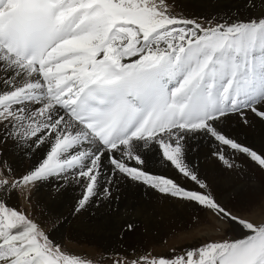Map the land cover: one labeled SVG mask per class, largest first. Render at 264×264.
<instances>
[{"label":"snow or ice","instance_id":"snow-or-ice-1","mask_svg":"<svg viewBox=\"0 0 264 264\" xmlns=\"http://www.w3.org/2000/svg\"><path fill=\"white\" fill-rule=\"evenodd\" d=\"M175 0H0V145L42 159L16 176L0 158V264H93L69 253L5 196L49 179L75 183L79 212L123 180L193 202L216 218L220 239L171 257L114 264H264V221L234 214L187 162L197 135L246 154L264 152L225 134L221 122L264 118V0L258 14L201 21ZM217 146L213 155L236 167ZM161 154L198 190L145 168ZM135 161L136 166H130ZM240 236H228L233 226ZM129 229L132 225L127 226Z\"/></svg>","mask_w":264,"mask_h":264},{"label":"bare ground","instance_id":"bare-ground-1","mask_svg":"<svg viewBox=\"0 0 264 264\" xmlns=\"http://www.w3.org/2000/svg\"><path fill=\"white\" fill-rule=\"evenodd\" d=\"M247 1L175 0L178 5L175 10L178 14L195 19L225 16L247 18L258 14L259 7L252 8L251 0ZM246 117L247 123L238 114L229 115L221 122V127L225 134L237 142L264 152V118L251 111L246 112ZM190 144L193 150L187 153V162L196 168L200 178L209 185L208 190L220 191L215 197L222 204L232 212H237V207L250 210L247 216L251 219L255 218L257 212L261 213V207H264V186L260 177L264 175V170L246 154L219 145V142L212 139L197 135ZM218 145L227 158L234 161L236 167L229 169L213 155ZM43 151L41 148L34 153L25 154L23 149L5 144L0 145V158L6 159L16 176H20L42 159ZM129 164L136 166L135 161H129ZM145 168L154 175L174 179L189 190H198V186L190 178L180 174L161 154L148 153ZM56 185L55 179L37 182L30 189V201L23 189L11 192L4 199L9 206L26 210L30 218L47 231L50 238L63 240L64 244L77 251L92 254L97 246L90 244L105 249L109 247L111 251L128 247L136 248L140 253L153 251L190 238L194 233H201L204 225L201 223L205 217L209 220L207 227L218 226L213 214L205 208L185 199L162 194L141 182L123 180L111 188L108 198L98 200L99 196H105L101 192L79 212L74 209L83 189L70 183L57 191ZM220 186L227 187L230 191L221 193ZM247 187L250 190L248 195L244 193ZM97 200L99 203L96 204ZM256 202L260 204L257 205ZM191 220L194 222L191 223ZM129 222L134 224L132 230L125 229ZM233 227L241 233L238 226ZM120 229L126 231L121 240H117L116 232Z\"/></svg>","mask_w":264,"mask_h":264},{"label":"rangeland","instance_id":"rangeland-1","mask_svg":"<svg viewBox=\"0 0 264 264\" xmlns=\"http://www.w3.org/2000/svg\"><path fill=\"white\" fill-rule=\"evenodd\" d=\"M247 2H250V0H248ZM200 19L201 21H205V20H210V19H205V18H198ZM202 21V22H203ZM262 183H263V186H264V175L260 177ZM239 182H243V181H240L238 180ZM249 185V184H248ZM222 187V188H221ZM219 188H221L222 192L221 193H226L228 191H230L229 188L227 187H223V186H220ZM249 188L247 187L245 190H244V193L246 195L249 194ZM213 195L215 196L216 194H219L220 191L219 190H213L212 191ZM244 194V196H246ZM110 195L108 196H99L98 197V200L100 199H106L108 198ZM220 197L223 196L222 195H219ZM118 199V197H116ZM97 200L96 204L99 203V201ZM256 204H260L259 202H256ZM200 208L203 209L202 206H200ZM20 210H24V209H20ZM237 212H233L234 214H236L237 216L241 217V218H245V219H249L251 221H255V222H261V221H264V207H261V213L257 212L256 213V216L255 218L251 219L249 218L247 215L248 213L247 212H250V210L248 209H239L237 207ZM241 211H244L243 213L240 212ZM246 213V215H245ZM196 219V218H195ZM216 220V218H215ZM35 222H37L36 220H34ZM192 221L194 222V220H191V223ZM217 222V221H216ZM38 223V222H37ZM201 224H204L201 228H202V231L201 233H194L190 238L188 237L187 239H184L182 241H179L177 243H174V244H169L168 247H164L163 249H156V250H149V251H145V252H139L136 248H133V247H128L126 249H118V250H113L111 251L109 249V247L107 249H105L104 247H101L99 245H96V244H90L92 245L93 247H96L97 250L92 252V254H89L87 251H77L76 249H72L71 246H67L66 244L63 243V240H55L53 238H50L52 241H54L56 244H59L62 249H64L65 251L69 252V253H72V254H75V255H79L85 259H90L93 261V264H114V262L117 260V259H123L125 257H127L128 259H135L136 257H140V256H143V255H149V256H153V257H159V256H164V257H171L173 255V253H176V254H179L182 250H187L188 248L190 247H195L197 246L200 242L202 241H207V240H214V239H220L221 237H223L225 235V233H223L222 230H217L218 229V226L215 225L214 227H207L206 225L209 224V220L206 219V217L204 218L203 222ZM128 225H132V227L134 226L133 223L129 222L126 224L125 226V229L126 230H132V229H129L127 226ZM42 227V226H41ZM125 229H120L119 232L117 234V236L115 237V239L118 237L117 240H121V238L123 237L122 234H124V232L126 231ZM45 230V229H44ZM46 231V230H45ZM47 232V231H46ZM238 231L236 230L235 227H233V230L231 232H228L227 235L228 236H240L241 233H237ZM108 235H106L107 237ZM50 237V236H49ZM114 240V239H113ZM66 243V242H65ZM117 247H118V244H117ZM110 250V251H109Z\"/></svg>","mask_w":264,"mask_h":264}]
</instances>
